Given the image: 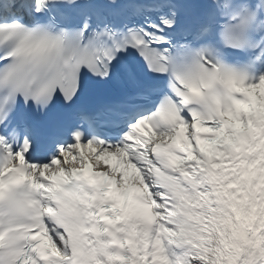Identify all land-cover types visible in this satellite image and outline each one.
Segmentation results:
<instances>
[{"label": "snow or ice", "instance_id": "obj_1", "mask_svg": "<svg viewBox=\"0 0 264 264\" xmlns=\"http://www.w3.org/2000/svg\"><path fill=\"white\" fill-rule=\"evenodd\" d=\"M262 88L264 0H0V264H264Z\"/></svg>", "mask_w": 264, "mask_h": 264}, {"label": "bare ground", "instance_id": "obj_2", "mask_svg": "<svg viewBox=\"0 0 264 264\" xmlns=\"http://www.w3.org/2000/svg\"><path fill=\"white\" fill-rule=\"evenodd\" d=\"M78 164V163H77Z\"/></svg>", "mask_w": 264, "mask_h": 264}]
</instances>
